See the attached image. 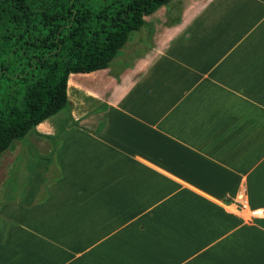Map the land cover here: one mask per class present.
<instances>
[{
    "label": "crops",
    "instance_id": "crops-1",
    "mask_svg": "<svg viewBox=\"0 0 264 264\" xmlns=\"http://www.w3.org/2000/svg\"><path fill=\"white\" fill-rule=\"evenodd\" d=\"M159 17L126 66L71 74L68 109L2 161L0 264H264V0ZM38 158L22 205L8 168L25 184Z\"/></svg>",
    "mask_w": 264,
    "mask_h": 264
},
{
    "label": "trees",
    "instance_id": "trees-1",
    "mask_svg": "<svg viewBox=\"0 0 264 264\" xmlns=\"http://www.w3.org/2000/svg\"><path fill=\"white\" fill-rule=\"evenodd\" d=\"M173 0H0V157L68 106L71 74L107 69Z\"/></svg>",
    "mask_w": 264,
    "mask_h": 264
},
{
    "label": "rangeland",
    "instance_id": "rangeland-1",
    "mask_svg": "<svg viewBox=\"0 0 264 264\" xmlns=\"http://www.w3.org/2000/svg\"><path fill=\"white\" fill-rule=\"evenodd\" d=\"M179 0H173L172 2H170L169 4L161 7L157 12H155L154 14H152L151 16H149L146 19V23L145 25L136 32H132L130 33L129 37H128V41L125 44V46L118 52L117 56L115 57V59L112 61V63L110 64V66L115 65L116 63H119L120 66L124 67L126 66V64L128 63V61H130V59L141 53L142 49L148 48L149 46H151V43L153 42V38L155 35V31L157 30V26H159L160 21L163 20V18H160L159 15L160 14H166L172 16L173 15V9L176 6V4L178 3ZM161 10H165V11H161ZM68 109V106H67ZM27 137L22 138V139H18L16 141L13 142V144L11 145V147L4 152L1 157H0V170L3 164V160L4 158L10 154L12 151L14 150L15 146L17 144H27ZM29 154L36 158L37 157V152H35L33 150L32 147L29 146ZM36 166L34 165L28 168V177H26V181L27 183L25 184H21L17 181L18 177H16L15 175H13L11 173V169L12 167L10 166L8 168L9 171V180H8V193L14 197L18 196V194H20L19 198H21L20 203L22 205L25 204L26 200H29L31 203L34 201H41V198L39 197V193L37 192V190H39V181L44 177V167L45 165H48L49 162H51V160H47V159H43L41 160L40 158L37 159V161H35ZM34 162V163H35ZM6 178V179H8ZM6 197H8L6 195ZM10 199V198H9ZM11 203V202H10ZM1 206V205H0ZM4 225H6V223H4Z\"/></svg>",
    "mask_w": 264,
    "mask_h": 264
},
{
    "label": "built area",
    "instance_id": "built-area-1",
    "mask_svg": "<svg viewBox=\"0 0 264 264\" xmlns=\"http://www.w3.org/2000/svg\"><path fill=\"white\" fill-rule=\"evenodd\" d=\"M241 206H242V207H244V205H243V204H242Z\"/></svg>",
    "mask_w": 264,
    "mask_h": 264
}]
</instances>
